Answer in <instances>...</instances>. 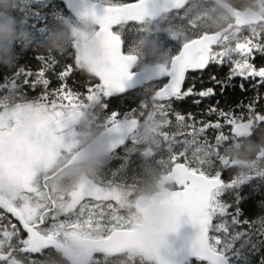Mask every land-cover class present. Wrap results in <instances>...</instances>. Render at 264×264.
Here are the masks:
<instances>
[{
    "label": "snow or ice",
    "instance_id": "obj_1",
    "mask_svg": "<svg viewBox=\"0 0 264 264\" xmlns=\"http://www.w3.org/2000/svg\"><path fill=\"white\" fill-rule=\"evenodd\" d=\"M202 3L203 0H194L190 6L189 0H103L98 13L95 0H81L79 10L74 8L75 0H62L63 7L51 0H28L21 10L24 22L25 16L40 13L45 19L71 28L75 37L76 25L63 18L66 9H72L80 21L93 26L100 54L82 57L73 39L61 53L73 63L54 73L60 81L56 88H50L46 75L59 63L51 54L35 57L41 66L33 73L17 63L22 51L17 52L11 66L14 71L2 77L0 187L6 181L15 194L9 198L0 196V208L15 217L22 228L11 221V230L8 225H0V264H51L56 252H63L71 264H107L110 257L121 255L129 260L138 258L139 264H170L161 255L160 247L165 233L175 231L184 213L198 226L191 249L197 264H253L252 257L264 249V216L258 228L253 221L241 219V203L248 198L242 189L250 187L255 193L264 184V164L259 163L264 157L258 156L256 167L247 174L235 172L226 181L223 172L236 169L237 164L224 153L227 145L250 136L253 125L264 127V105L257 106L262 97L257 93L248 103L240 100L227 110L216 100L202 113V117L215 114V122L198 120L192 112L182 114L174 104L193 97L192 103L198 106L215 97L217 88L223 95L231 88L247 93L264 87V64L254 63L255 53L264 56V31L260 28L264 20L246 19L236 9L233 27L237 39H221L202 27L204 16L198 13L193 17L194 8L200 9ZM159 12L171 13L168 31L180 40L181 47L158 64L157 75L151 80L160 131L156 143L144 146L142 154L158 157L156 163L171 190L160 202L168 210L167 215L157 228L146 229L126 211L135 182L119 183L113 173L108 178L85 179L64 189L52 169L56 161L74 154L79 145L76 121L96 103L102 106L107 119L106 134H115L114 139H108L110 151L125 137L133 142L131 151L141 144L136 133L137 124L144 118L140 106L129 108L122 98L121 107L109 112L106 103L113 92L124 91V81L132 76L129 69L137 60L132 46L127 54L122 51L121 37L112 31V26L123 27V22L130 20L142 22ZM45 30L41 27L39 32ZM81 64L87 65V72L81 70ZM213 65L227 66V74L218 78L212 73V86L197 90L195 74ZM75 70L88 76L85 91L67 83ZM237 79L239 82L234 83ZM25 86L33 91L40 86L42 90L29 98ZM209 129L214 132L211 138L207 135ZM260 206L264 208V200ZM258 264H264V254Z\"/></svg>",
    "mask_w": 264,
    "mask_h": 264
},
{
    "label": "clouds",
    "instance_id": "obj_2",
    "mask_svg": "<svg viewBox=\"0 0 264 264\" xmlns=\"http://www.w3.org/2000/svg\"><path fill=\"white\" fill-rule=\"evenodd\" d=\"M27 3L28 0H0V65L11 68L16 61L18 46L24 50L36 49L58 55L69 48L73 39L77 40V51L82 57L95 58L100 54L99 39L94 33L93 26L84 20L76 26L78 32L75 37L71 28L55 21L47 25L43 33L33 34L21 16V10ZM193 4L194 0H189V5ZM199 12L200 9L194 8L193 17ZM205 24L208 28L213 27L212 20L205 21ZM133 48L139 60L133 65L150 83L157 75L158 64L165 61L167 52L147 37L139 39ZM80 67L82 71L87 72V65L81 64ZM154 95V90L147 87L140 101L139 111L143 112L144 118L137 124L136 133L141 143L145 145H154L160 131L156 116L159 109ZM11 103L9 99V104ZM106 124L107 119L99 103L94 104L76 121L78 148L72 156L56 161L52 169L60 187L68 189L82 180L100 177L110 153L109 137L105 132ZM251 133L250 136L241 139L239 147L233 146L224 153L231 160L238 161L236 168L238 174H247L256 167L257 157H264V127L257 128L253 125ZM259 163L264 164V160ZM135 183L136 189L128 199L126 211L137 217L142 228L155 229L167 215L168 210L160 202L166 198L171 185L164 180L161 168L147 161ZM14 194L15 190L5 181L0 187V196L9 198ZM138 209L144 211L138 212ZM51 264H71V261L65 258L63 252H56L53 254Z\"/></svg>",
    "mask_w": 264,
    "mask_h": 264
},
{
    "label": "trees",
    "instance_id": "obj_3",
    "mask_svg": "<svg viewBox=\"0 0 264 264\" xmlns=\"http://www.w3.org/2000/svg\"><path fill=\"white\" fill-rule=\"evenodd\" d=\"M90 1H93V0H90ZM222 1L230 4L231 6H233L234 8H237V9H243L246 7L256 8L261 2H263V0H251V4L249 5V0H222ZM95 2L102 3L103 0H95ZM51 3L57 4V5H60L61 7H63L62 2H60L58 0H51ZM203 6H207V5L202 3L201 8H203ZM34 7H35V5H34ZM201 8H200V12L202 10ZM44 11H50V8L45 9ZM66 12H67V14H65L63 18L65 20H67L69 23L78 26L80 24V21L72 18V16L67 11V9H66ZM218 14H221L222 16H219ZM165 16H167V15H165ZM24 19H25V23H26L27 27L29 28V30L35 35L40 34L39 29L41 27H46L47 25L54 22V20H52V19H45L44 16L40 13H32L28 16H25ZM212 21L217 22L215 24V25H217V28H222V27H225L226 23L228 22V17L226 15H224L219 9L214 7V10L212 12ZM158 23H159L158 21L155 23L146 22L145 24H143L141 26L132 25V24L127 25V26H133L136 29H143L144 26H146V25L155 26ZM218 23H219V25H218ZM125 25L126 24H124L123 26H125ZM115 30L122 37L126 51H128V49L131 46L133 47L136 44V43H134V41L136 40L134 37H129L130 36L129 34L124 35L123 32L118 31V29H115ZM209 30H211V28ZM130 38L133 41H131ZM138 38L140 39V37H138ZM20 51H22V52L19 55V59H18L17 63L20 66H25L26 70L30 69L33 73L37 72L41 66L40 61H38L35 57L38 55H41V54L47 55V53L44 51H40V50H36V49L24 50L23 48H20L18 46L16 49V52H20ZM53 56L56 58V60L59 63L55 66V68L53 70H49L46 73L47 77L51 81L50 88H56L60 84V81L56 78L54 73H58L59 71H61L62 68L66 64L73 63V60L67 58L64 55L58 54V55H53ZM254 61H256L255 64H259V63L264 64V56H261V54H260V56H256V59ZM138 62H139V60H138ZM12 71H14V69L6 68V67L0 65V83H3L2 77L4 75L11 74ZM227 72H228L227 66H223V67L216 66V65L210 66L204 73L200 74L199 76L196 75L198 77L197 82H196L197 90H202L204 88L212 86V82H210V79H209V77L212 73H215L218 78H222L227 74ZM201 75H202V80L199 79V77ZM87 81H88V76L86 73H82L79 70H75L70 75V77L68 78L67 83L69 85H72V87L75 90L85 91ZM238 82H239L238 79H237V81H234V83H238ZM147 87H151V82L148 83L147 81H145L143 84L139 85L138 87L132 88V89L127 90V91L122 92V93H118V94L112 93L106 101V103H108V105H109L108 111L110 112L114 109L121 107L120 102H121L122 98L124 99V104L127 105V107H129V108L135 107V106L139 107L142 95L144 93V90ZM41 90L42 89L40 86H38L35 91L31 90L27 86H25V88H24V91H26L28 93L29 98L38 96L40 94ZM257 93H259V95L262 97V99L259 101V103L257 105L258 107H260L261 105H264V87H261L258 90H250L247 93H242L238 87L237 88H231V89L227 90L223 95H220L219 89L217 88V95L215 97L207 98V99L203 100V102L201 104H199L198 106L194 105L192 103V100L194 98L189 97L185 101H183L182 103H175L174 108L177 111H180L182 114H187L188 112H192V113L196 114V117L198 120L203 118L205 120H211V121L215 122V120L217 119V116L215 114H213L211 116H203L202 117V113L204 112V110L208 106L215 103L216 100H219V102H220L219 106L220 107L227 110L229 105H235L240 100H242L244 103H248L249 100L253 99L257 95ZM0 95H4V92L0 91ZM237 111H239V109H237ZM221 123H223V120H221ZM197 127H199V125H197ZM167 130L171 132L173 129H167ZM225 131H227V129H225ZM207 135L210 138L213 137L214 136L213 130L209 129L207 131ZM253 139H256V137H253ZM240 141L241 140L238 139L234 143L227 145L226 150H228L229 148H231L233 146L239 147ZM132 146H133V142L129 143L124 149H122L121 155H119V156L117 155L113 158H109V160H108V164H107L108 168L107 169L108 170L111 169L112 172L115 173L114 179L119 183L128 184V183L136 182V178L141 176V174H142L143 165L146 161L148 163H151L152 165L160 168V166L156 163V159L158 157H156V156L145 157L142 154V150H143L144 146H147V145H145V144L135 145V151L130 150L132 148ZM125 157H126V159H125ZM119 159H122V161L118 166L117 161H119ZM115 166H116V168H118L117 171H113V169H112ZM236 171H237L236 169H233L232 171L225 170L223 172V178L226 181L229 180L235 174ZM101 177H102V179H104V178L110 177V175L109 176L102 175ZM242 191H243V194L246 195L248 198L246 200L242 201V203H241V208H242L241 219H248L249 221H253L254 227L258 228L260 226V218H261V216H264V208H262L260 206V201L264 200V184H261L259 186V191L255 192V193H251L250 187H244L242 189ZM225 199H229V197L226 196ZM243 227L247 228L248 226L244 225ZM262 254H264V249H262L261 253L252 257L253 264H258L260 255H262ZM36 256H38V255H36ZM99 259L101 261L104 260V258L102 256H100ZM194 262H196V261L194 260L192 263H194ZM107 264H139V260H138V258H134L132 260H129L126 255H121V256H117V257H110L107 261ZM200 264H203V263L200 262Z\"/></svg>",
    "mask_w": 264,
    "mask_h": 264
},
{
    "label": "water",
    "instance_id": "obj_4",
    "mask_svg": "<svg viewBox=\"0 0 264 264\" xmlns=\"http://www.w3.org/2000/svg\"><path fill=\"white\" fill-rule=\"evenodd\" d=\"M59 1L62 2V0H59ZM208 1L209 0H203V2L205 3H207ZM85 2H92V1L85 0ZM213 2L219 9H221L225 14H227V16L233 21V14L236 8L232 7L226 2H223L222 0H213ZM96 4H97V12L99 13L100 11H102L100 7L101 3L96 2ZM81 7H82L81 0H75L74 8L76 10H79ZM67 10L71 13V15L75 19L80 20L76 16L75 11H73L72 9H67ZM238 10L241 16H243L246 19L264 20L262 16V13L264 12V6L260 7L258 11L252 8H244V9H238ZM163 14H166V13L159 12L154 16L146 17L144 21H147V20L156 21ZM144 21L136 22V21L130 20V21L123 22V24L124 23L142 24ZM233 23L234 21L232 22V24L228 25L224 30L228 31L229 29H231L233 27ZM117 25H113L112 29L115 28ZM216 34H218V36L221 38V32H216ZM132 67L133 65L130 67L129 71L131 70ZM130 73H132L131 79L124 81V84H125L124 91L141 84L145 80L143 74L138 71H134V72L130 71ZM113 93H116V92H113ZM243 137H246V136H242L240 138H243ZM109 138L114 139L115 134H110ZM127 140H128V137H125L124 142L120 145H117V147L111 150L110 153L122 147L126 143ZM235 163L237 164L236 161ZM197 234H198V226L194 225L191 222V220L189 219L186 213L182 214L179 217V221H178L175 231H169L165 233L164 238H163V243L161 244V247H160L161 255L165 256L170 261V264H183V262L187 261L188 259H192L193 256L191 255V249H192L193 241L195 240Z\"/></svg>",
    "mask_w": 264,
    "mask_h": 264
},
{
    "label": "rangeland",
    "instance_id": "obj_5",
    "mask_svg": "<svg viewBox=\"0 0 264 264\" xmlns=\"http://www.w3.org/2000/svg\"><path fill=\"white\" fill-rule=\"evenodd\" d=\"M201 9L202 10H201V12H199V14L202 15V16H204V20L203 21L212 20V12H213L214 8L213 7H210V8L203 7ZM218 15L219 16H222L221 14H218ZM170 17H171V14L163 17L161 20L158 21L159 23L156 24L155 26L146 25V26H144L143 29H136L133 26H127V25H125L123 27L120 26L117 29H118V31L123 32L124 35H128L129 34L130 35L129 37H134L136 39L134 41V43H136L139 40L138 37H140V39L141 38H144V37H147L149 39H152L154 42H156L161 48H163L167 52V56H168L173 51L175 52L178 49V47H176L177 46L176 43L180 42L179 39H174L170 35V33L168 31V27H169V24L171 22L170 21ZM215 22L216 21H213V25L215 24ZM202 27L208 29V27L206 26V24H203V23H202ZM130 40L133 41L131 38H130ZM138 145H140V144H138ZM115 156L116 155H114L112 157L109 156V157L110 158H113ZM108 160H109V158H108ZM121 161H122V159H119V161H117L118 162L117 163L118 166L121 163ZM107 164H108V162H107ZM107 164H106V166L104 167V169L102 171V172H105V173L104 174L101 173L100 177L102 175H105V176H109V175L110 176H113V173L114 172H112L111 169L110 170L107 169L108 168ZM112 169H113V171H117L118 168H116V166H115ZM97 211H99V209H97ZM9 230H11V226L9 227ZM192 264H197V263H192Z\"/></svg>",
    "mask_w": 264,
    "mask_h": 264
},
{
    "label": "flooded vegetation",
    "instance_id": "obj_6",
    "mask_svg": "<svg viewBox=\"0 0 264 264\" xmlns=\"http://www.w3.org/2000/svg\"><path fill=\"white\" fill-rule=\"evenodd\" d=\"M204 4H206L207 6H203V7H206V8H210V7H213L214 8V6H213V2H212V0H210L208 3H204ZM260 5H264V3L262 4V2L256 7V8H254L255 10H259L260 9ZM263 15H264V13H263ZM203 24H205V21H203L202 22ZM217 22H215V24H216ZM213 25V28H211V30H209V28L207 29V30H209V31H212V32H214V33H216V32H221V39H223L224 37H227V39L228 40H230V41H234V40H236L237 39V37H236V35H235V28L234 27H232L231 29H229L228 31H225L224 29L228 26V25H230V24H232V20H230L229 18H228V22L226 23V25H225V27H222V28H217V25ZM218 25H219V23H218ZM204 28V27H203ZM260 28H261V30L262 31H264V24H262L261 26H260ZM206 29V28H205ZM246 35L248 34V33H245ZM177 44V46L176 47H178V49L174 52H172L170 55H168L169 57L171 56V55H174L178 50H179V48L181 47V43L180 42H178V43H176ZM256 56H260V53H255V59H256ZM262 56V55H261ZM256 61H254V63H255ZM263 63H259V64H256L257 66H260V65H262ZM204 73V72H203ZM195 75H200V73H196ZM211 82V81H210ZM185 87H187V84L185 85ZM113 155H121V150H117V151H115V152H113L111 155H109V156H113ZM106 210V209H105ZM0 213H3V217H0V225H8V227H10L11 226V224H9V221H11V223L12 224H16L18 227H21V225H19V221L15 218V217H13L10 213H7L6 212V210H4V209H2V208H0ZM36 255H33V257L32 258H36V259H41L42 257H40V256H36Z\"/></svg>",
    "mask_w": 264,
    "mask_h": 264
}]
</instances>
